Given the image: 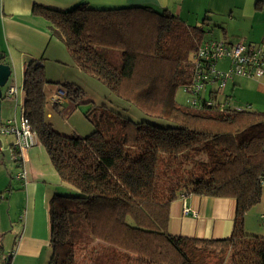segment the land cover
Segmentation results:
<instances>
[{
	"label": "trees",
	"instance_id": "trees-1",
	"mask_svg": "<svg viewBox=\"0 0 264 264\" xmlns=\"http://www.w3.org/2000/svg\"><path fill=\"white\" fill-rule=\"evenodd\" d=\"M32 11L48 22L81 72L160 120L100 112L88 116L98 126L88 135L60 134L45 109V87L56 82L46 78L41 60L26 63L23 114L64 186L48 201V264H264V236L244 229L264 182V110L216 102L217 83L205 86L210 97L201 92L196 105L176 100L178 89L187 92L193 82L198 50L211 38L213 29L203 26L208 17L199 26L168 9L83 2L64 10L34 5ZM98 48L118 50L120 66ZM59 89L73 103L94 96L74 83ZM188 195L234 199L231 235L168 233L170 203ZM96 242L104 245L101 262L90 261L89 253L76 259L77 248L97 251Z\"/></svg>",
	"mask_w": 264,
	"mask_h": 264
},
{
	"label": "crops",
	"instance_id": "crops-1",
	"mask_svg": "<svg viewBox=\"0 0 264 264\" xmlns=\"http://www.w3.org/2000/svg\"><path fill=\"white\" fill-rule=\"evenodd\" d=\"M82 2L91 6H149L157 10L168 9L184 22H195L196 25L206 16L207 24H216L214 27L220 29L228 37V41L243 39L247 43L261 44L264 48V0H198L196 3L195 0H0V53L3 56L2 62L11 67V73L13 67L21 66L23 75L26 63L31 60H41L43 68L48 62H61L55 53L56 41L59 39L50 34L48 22L33 13V6L64 10ZM228 20L238 21L241 26L235 23L227 26ZM226 33L230 35L227 36ZM70 63L72 70L76 71V77L67 74L63 79L53 81L46 75L48 80L56 82L50 87L46 85V99H50L64 83H74L83 88V84L88 81V76L72 64V60L68 63L69 66ZM227 67V59L218 61V69L224 70ZM208 89L202 93V97H210ZM90 99L91 95H84L77 103L66 99L54 111L64 113L66 104L77 106ZM215 99L216 102L229 103L233 107L248 105L253 110H264V76H234L218 90ZM2 101L1 121L4 122L10 117L7 110L2 114L5 106ZM14 109L16 110L15 106ZM45 109L47 116L51 118V111L47 107ZM5 140H8L13 160L20 165L19 160L14 158L15 136L6 135ZM37 144L40 145L39 142ZM44 156L42 146L26 151L25 182L14 178L18 183L15 189L17 191L7 192L6 210L5 204L0 201V232L7 225L9 231L14 232V240L2 248L14 250L12 264H33L49 246L48 201L64 186L59 177L57 179L43 165ZM0 199L5 198L0 196ZM185 207L190 213L183 212ZM234 215L235 200L232 198L188 195L170 203L167 229L172 235L228 238L233 231ZM244 229L249 235L264 236V182L259 203L244 216Z\"/></svg>",
	"mask_w": 264,
	"mask_h": 264
},
{
	"label": "rangeland",
	"instance_id": "rangeland-1",
	"mask_svg": "<svg viewBox=\"0 0 264 264\" xmlns=\"http://www.w3.org/2000/svg\"><path fill=\"white\" fill-rule=\"evenodd\" d=\"M187 1V0H186ZM191 1V0H190ZM198 0H195V3ZM159 11V10H158ZM197 25H202V22L200 20ZM223 22V21H222ZM237 24L239 27L241 26L240 22L230 21L226 23L227 26L230 24ZM191 24L196 25L195 22H191ZM216 24L210 23L209 25L206 23V25H203L204 28L213 29L212 32L208 33V37L215 38V39H222L225 40L228 37H226L218 28H215ZM225 25V24H224ZM213 26V27H212ZM227 36L230 35V33H226ZM57 47L55 50V53L57 54V57L59 58L58 61L61 62H48L45 64L46 66L43 68L45 76L47 75L50 79L53 81H56L55 79H63L66 77V75L74 76V73L76 74L75 70H72V65L70 63V66L68 63L72 60L70 59L71 56L65 46V44L57 40ZM99 52L106 56L116 67H119L121 64L119 51L115 49H107V48H98ZM74 64V62L72 63ZM76 77V76H74ZM89 79L86 83L83 84V88L86 93L91 94L92 92L94 96L92 97L95 102L97 103H81L77 104V106L68 103L64 107V113L56 112L54 109L58 106H61L63 103H57L55 104L50 99H46V107L51 111L52 117H47L48 122L51 123L53 129L57 131L60 134L68 135L71 132L76 135H88L92 131L98 128V126H95L88 120V116H92L94 114H98L100 112H106L108 114H116L120 116L127 117L129 119H132L133 121H147V122H155L160 123V120L153 119L151 117L146 116L141 111L137 109V107L134 104H131L127 101H124L122 99L117 98L115 95L109 92L107 87L102 84L101 82L97 81L93 77L88 76ZM9 85L15 86L18 90L17 94V102H19V107L15 104L14 97H10L6 95V89ZM52 85H47V87H50ZM22 88V67L21 66H15L12 68V73L10 74V77L8 81L6 82L5 86L2 88V102L4 103V109L2 110V114L7 110L9 112V119L13 120L14 118L19 119L20 117V105L23 104V98L24 94L21 90ZM188 96L189 94L184 91L182 88H179L176 93V100L179 104L187 105L188 104ZM70 101V100H69ZM100 103V104H99ZM14 106L16 110L14 109ZM70 108H72L70 110ZM15 112V115H14ZM10 135L8 134H0V196L4 197L5 199H0L1 202L5 204V210L7 209L8 205V193L7 192H13L17 188V181L15 178V173L17 171L21 170V166L18 165L17 161L13 160L12 153L10 151V146L8 145V140H5V136ZM42 146L41 144L33 145L32 148H38ZM45 156L43 157V165L48 167L50 171L56 176L58 179V175L56 171L54 170L49 156L45 150V148L42 146ZM10 164V166H8ZM14 173V174H12ZM12 174V175H11ZM20 190V189H18ZM17 191V190H15ZM9 224V221H8ZM18 225V224H17ZM10 228V227H9ZM14 232L9 231L8 225L6 229L1 230L0 232V247L4 248L3 246H6L8 242H12ZM73 234H75V231H73ZM16 245V243H15ZM92 245H90L91 247ZM94 246L97 247V251L89 248H85L84 250H80L79 248L76 249V259L79 261L80 256H86L89 253V259L90 261H99L101 262V258L99 257V251L102 250L104 245H102L99 242L94 243ZM3 249V252H13L14 257V250L13 249ZM108 250V249H107ZM81 254V255H80ZM50 255V247L44 249L42 254L33 262V264H48L49 262V256ZM13 257H12V263H13Z\"/></svg>",
	"mask_w": 264,
	"mask_h": 264
},
{
	"label": "built area",
	"instance_id": "built-area-1",
	"mask_svg": "<svg viewBox=\"0 0 264 264\" xmlns=\"http://www.w3.org/2000/svg\"><path fill=\"white\" fill-rule=\"evenodd\" d=\"M227 59L229 66L220 70L216 64L221 59ZM234 76L261 77L264 76V48L261 44L247 43L243 39L228 40L206 39L202 42L195 63L193 82L186 88L189 94L188 103L196 105V101L203 93L208 84L217 83L218 90L222 89L227 80ZM22 90V88H21ZM18 90L15 86L9 85L6 95L14 97L17 102ZM55 104L66 101L65 92L57 89L51 98ZM211 101V100H210ZM237 110L250 108V106H235ZM13 134L15 142L13 144L14 158L19 160L21 170L15 174V178L25 182L27 177L26 151L37 144L38 139L32 130L28 118L23 114V104L20 105V117L13 120L0 121V134ZM185 214L190 213L188 208H184ZM13 252H0V264H12Z\"/></svg>",
	"mask_w": 264,
	"mask_h": 264
},
{
	"label": "water",
	"instance_id": "water-1",
	"mask_svg": "<svg viewBox=\"0 0 264 264\" xmlns=\"http://www.w3.org/2000/svg\"><path fill=\"white\" fill-rule=\"evenodd\" d=\"M11 74V67L9 64L0 62V121H1V100H2V88L5 86L9 76ZM3 249L0 247V252Z\"/></svg>",
	"mask_w": 264,
	"mask_h": 264
}]
</instances>
